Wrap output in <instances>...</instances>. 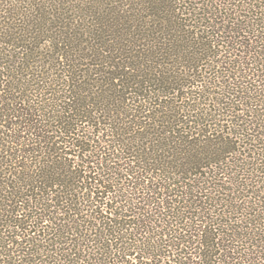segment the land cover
I'll use <instances>...</instances> for the list:
<instances>
[{
  "label": "trees",
  "instance_id": "trees-1",
  "mask_svg": "<svg viewBox=\"0 0 264 264\" xmlns=\"http://www.w3.org/2000/svg\"><path fill=\"white\" fill-rule=\"evenodd\" d=\"M0 264H264V0H0Z\"/></svg>",
  "mask_w": 264,
  "mask_h": 264
}]
</instances>
